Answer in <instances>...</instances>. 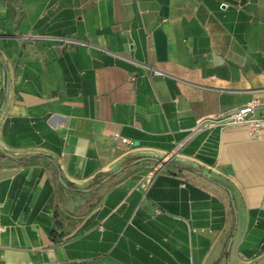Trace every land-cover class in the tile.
Here are the masks:
<instances>
[{
    "label": "crops",
    "instance_id": "0c3cea01",
    "mask_svg": "<svg viewBox=\"0 0 264 264\" xmlns=\"http://www.w3.org/2000/svg\"><path fill=\"white\" fill-rule=\"evenodd\" d=\"M0 264H264V0H0Z\"/></svg>",
    "mask_w": 264,
    "mask_h": 264
},
{
    "label": "built area",
    "instance_id": "2783aa9c",
    "mask_svg": "<svg viewBox=\"0 0 264 264\" xmlns=\"http://www.w3.org/2000/svg\"><path fill=\"white\" fill-rule=\"evenodd\" d=\"M157 73V72H156ZM256 109V103H248L247 105H244L240 109L234 111L233 113H230L228 115L221 116L220 118L216 119H210L203 121L199 127L195 129V131L200 130L204 127H211L214 125H246L250 128L251 131H256L260 129V127L263 124V119L259 118H253L252 114L254 113ZM122 143H128L131 145L127 139H121ZM161 168V164H156L146 175L145 181L143 183L144 186H146L154 172L159 170Z\"/></svg>",
    "mask_w": 264,
    "mask_h": 264
}]
</instances>
